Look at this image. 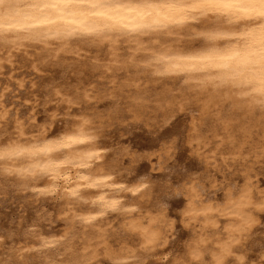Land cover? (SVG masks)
<instances>
[{"label": "rangeland", "instance_id": "rangeland-1", "mask_svg": "<svg viewBox=\"0 0 264 264\" xmlns=\"http://www.w3.org/2000/svg\"><path fill=\"white\" fill-rule=\"evenodd\" d=\"M177 38H167L164 46L177 42L188 46L203 40L193 31ZM160 44L150 40L147 45ZM110 51L106 44L99 49L89 40L76 39L67 51H43L40 44L14 51L11 60L0 68V95L4 94L2 102L9 111L8 118L0 120V138L13 130L15 116L37 131L46 128L50 132L83 116L93 117L100 141L109 147V161L123 168L120 177L127 183L145 179L149 205L167 214V241L154 252L134 243L124 258H114L109 255L111 248H119L118 238L126 239L121 230L122 214L135 209L144 220L149 215L148 203H141L146 198L138 199L140 193L132 195L124 190L126 196L116 211L101 213L92 221L95 225L88 227L78 212H62L59 199L45 201L38 189L24 188L17 177L4 174L0 164V264L13 262L24 252L27 257H19V264H184L185 250L194 234L207 238L210 248L202 258L188 264H211L212 251L229 241L226 227L230 222L218 216L216 226L204 227L197 221L192 229L182 215L187 201L183 188L200 181L205 195L216 203L224 200L229 189L241 188L250 180L256 197H264V149L250 148L252 143L264 141V114L246 113L224 101L200 115L192 106L200 85L185 75L166 86L164 110L151 114L164 90L146 62L152 49L136 51L131 59L134 45L121 37L118 51L124 61L112 60ZM2 55L6 56L5 52ZM121 85L139 89L137 101L146 110L144 118L126 110L124 97L129 94L122 97L116 92ZM170 97L175 103L169 104ZM225 123L231 126L233 137H224L217 154L209 147L198 150L195 140L189 142L193 131L200 139L221 140V135H213L221 134L218 127ZM135 201L141 203L138 208L128 206ZM259 218L260 224L235 245L227 264H240L242 257L244 264H264V210ZM49 234L62 239L52 237L43 243V236ZM33 244L36 246L26 247Z\"/></svg>", "mask_w": 264, "mask_h": 264}, {"label": "bare ground", "instance_id": "bare-ground-1", "mask_svg": "<svg viewBox=\"0 0 264 264\" xmlns=\"http://www.w3.org/2000/svg\"><path fill=\"white\" fill-rule=\"evenodd\" d=\"M191 31L203 40L188 46L179 42L164 46L167 38H179ZM121 37L134 45L131 59L136 57V51L152 49L151 58L145 61L154 78L162 81L164 90L151 114L159 115L164 110L166 86L182 75L200 85L192 103L193 111L200 115L224 101L246 113L264 114V2L261 0H0V68L11 60L14 51L30 44H40L43 51H67L73 39L89 40L99 49L106 44L111 48L112 60L124 61L118 51ZM150 40L161 44L149 47ZM116 92L122 97L129 94L124 97L128 112L145 117L146 110L137 101L138 88L121 85ZM3 96L0 95L1 121L9 115ZM85 96L89 97L87 93ZM169 99V104L175 103ZM13 121V130L0 138L4 174L17 177L24 188L38 189L45 201L59 199L62 212H78L88 227L95 225L92 221L101 213L116 211L123 201L121 198L126 196L124 190L132 195L140 193L138 199L146 198L141 203H148L149 215L144 220L135 209L122 214L121 230L126 239L118 238L119 248H111L109 255L114 258H124L134 243L154 252L167 241L164 229L167 214L154 211L149 205L145 179L127 183L120 177L122 167L109 161V147L100 141V130L93 117L83 116L52 132L46 128L37 131L17 116ZM218 129L222 130L221 134L213 136L221 135L219 141L200 139L193 131L189 142L195 140L198 150L209 147L217 154L224 137H233L229 124ZM250 148L263 151L264 141L252 143ZM200 183L193 181L183 188L187 201L182 215L192 229L197 221L204 227H214L218 216L229 220L226 227L229 241L220 243L211 254V264H227L235 245L260 224L264 197H256L253 183L248 180L241 188L229 189L224 200L215 203L205 195L204 185ZM139 204L135 201L128 206L138 208ZM75 213L73 218L77 217ZM49 235L43 236V243L50 242L52 237L61 238L58 234ZM207 242L204 236L192 235L184 264L202 258L203 252L210 248ZM30 246L36 244L26 247ZM159 255L157 259L161 260ZM19 257L25 259L27 252L19 253L11 263L19 264ZM240 264H244L243 257Z\"/></svg>", "mask_w": 264, "mask_h": 264}, {"label": "snow or ice", "instance_id": "snow-or-ice-1", "mask_svg": "<svg viewBox=\"0 0 264 264\" xmlns=\"http://www.w3.org/2000/svg\"><path fill=\"white\" fill-rule=\"evenodd\" d=\"M261 2H264V0H261Z\"/></svg>", "mask_w": 264, "mask_h": 264}]
</instances>
